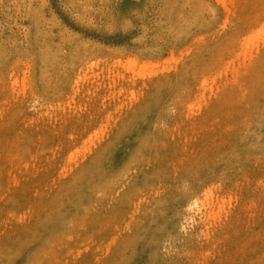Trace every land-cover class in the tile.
<instances>
[{
	"label": "rangeland",
	"instance_id": "obj_1",
	"mask_svg": "<svg viewBox=\"0 0 264 264\" xmlns=\"http://www.w3.org/2000/svg\"><path fill=\"white\" fill-rule=\"evenodd\" d=\"M0 264H264V0H0Z\"/></svg>",
	"mask_w": 264,
	"mask_h": 264
}]
</instances>
